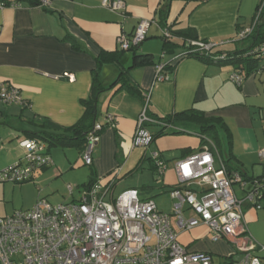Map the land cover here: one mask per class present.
<instances>
[{
  "label": "crops",
  "instance_id": "1",
  "mask_svg": "<svg viewBox=\"0 0 264 264\" xmlns=\"http://www.w3.org/2000/svg\"><path fill=\"white\" fill-rule=\"evenodd\" d=\"M38 1L0 0V82L18 87L27 104L23 108L0 101V170L22 158L21 141L29 138L28 131L40 129L41 120L47 119L61 127L77 123L84 111L80 101L88 96L96 74L106 90L97 102L95 122L102 129L91 153V165L87 169L83 167V152L74 146H55L61 150H52L44 142L53 163L33 172L32 185L43 187L52 179L64 184L70 181L66 187L72 186L71 196L63 191L67 197L62 194L63 199L56 200L57 203L77 201L91 177L94 182L111 181L107 201L127 189L150 187L152 192L145 196L138 192V197L152 200L158 210L169 214L170 226L182 246L191 252L209 253L216 264H231L241 259L242 248L251 243L264 244V196L259 207L248 203L242 206L246 232L240 236L241 248L229 239L212 241L209 228L202 223L188 230L179 228L173 209L155 199L162 192L170 194L177 184L176 162L205 146L214 155L215 167L219 168L223 158H228V163L244 178L264 176V159L258 156L264 147V59L256 66L260 71L245 76L239 85L229 79L236 66L226 62L183 58L174 65L171 63L173 66L163 80H156L155 69L156 64L172 59L170 54L161 56L166 29L190 27L195 29L199 40L216 42L215 51L219 53H245L252 38L236 40L235 36L240 28L250 25L259 0H171L166 15L160 11L165 0H122L123 11L103 7L102 0H49L45 7L39 6ZM141 19L149 20L150 24L146 39L136 48L137 53L151 54L154 63L130 68L133 50H125L118 63L110 60L98 65L99 55L120 50L118 37L121 34L129 37ZM125 69L138 84L141 96H148L150 114L166 116L197 109L206 116L219 117L224 123V127L218 128L219 145L210 147L202 144L198 135L183 133L156 137L152 150L150 145L145 149L134 147L132 137L143 104L140 98L119 88L120 84L111 87ZM108 116L113 117L114 125L107 122ZM154 129V126L149 128ZM153 150L159 152L166 164L161 174L148 156ZM144 164L152 176L160 178L158 186L143 182L136 187L132 182L115 195L120 178ZM190 187L198 198L208 193L206 185ZM75 188L79 193L76 198ZM232 188L238 198L243 197L238 184Z\"/></svg>",
  "mask_w": 264,
  "mask_h": 264
},
{
  "label": "built area",
  "instance_id": "2",
  "mask_svg": "<svg viewBox=\"0 0 264 264\" xmlns=\"http://www.w3.org/2000/svg\"><path fill=\"white\" fill-rule=\"evenodd\" d=\"M48 4L49 0L38 2L42 7ZM101 5L115 11L125 9L122 0H102ZM263 9L264 0H260L250 25L240 28L235 39H245L252 34L262 18ZM149 24V20L141 19L129 37L121 34L118 37L120 49L127 50L142 43ZM163 34L168 37L167 32ZM193 44L204 51L217 46L216 42L201 40ZM246 55L263 60L264 43L254 46ZM181 57L175 55L172 63ZM163 67V63L155 65L156 80L166 78ZM244 77L245 72L241 69H234L229 74V79L237 85ZM147 97L136 121L132 137L134 147L147 148L151 144V135L144 126L149 120ZM0 101L26 104L18 87L1 82ZM107 122L114 125L113 117L108 116ZM101 129L102 125L95 123L87 134L82 153L84 165L92 163L91 153ZM21 145L22 158L0 170V182L28 181L36 169L52 165L44 142L27 138ZM149 156L157 173H163L166 164L159 152L150 151ZM258 156L264 159V147L258 151ZM214 163V155L206 146L176 162L178 181L170 190L171 197L176 200L173 212L177 215L179 228L188 230L202 223L209 228L212 241L229 239L241 248L240 236L246 232L242 206L244 203L260 206L264 196V176L246 180L239 171L228 170L223 162L219 168ZM110 182L92 183L82 190L75 202L52 204L43 198L29 209L0 216V264H216L209 253L191 252L182 246L170 226L169 214L158 210L152 200L140 199L136 189L124 190L112 201H107ZM193 184L206 185L208 193L198 198L190 187ZM233 184L242 189V198L235 195ZM67 189L70 193L73 190L71 185H67ZM183 204L192 211L188 219L181 215ZM242 249L243 257L231 264H264V244L251 243Z\"/></svg>",
  "mask_w": 264,
  "mask_h": 264
},
{
  "label": "trees",
  "instance_id": "3",
  "mask_svg": "<svg viewBox=\"0 0 264 264\" xmlns=\"http://www.w3.org/2000/svg\"><path fill=\"white\" fill-rule=\"evenodd\" d=\"M170 1L171 0H165V2L161 5L160 11H162L165 15L168 12ZM165 32L168 33V37L163 34V51L161 56L170 54V58H173L175 55L182 56L179 60L183 58L195 57L205 62H226L236 66L235 69L244 70L245 76H247L251 71L256 70V66L260 60L251 57L250 55L245 56V54L254 46L264 43V19L262 17L252 34L245 38H252L251 46L245 51V53H219L215 51V48L208 51L200 50L195 44H193V42L198 41L199 39L195 29L190 27L176 31L166 29ZM137 46L127 49L133 50V58L130 68L153 64L154 60L152 55L147 53H137ZM178 49L179 51L175 52ZM123 51L125 50L120 49L114 53H101L97 59L98 65L110 60L118 63L119 56L123 53ZM223 55L224 57L221 58ZM175 62L172 63L171 59L167 63H163L164 71L166 72L169 68H171ZM125 75L127 76V79H121ZM125 79L126 81H124ZM115 84H120L119 88H123L132 96L140 98L143 106L146 104V95L141 96V91L138 84L129 78L127 69H125L124 72L121 71L119 73L118 79L111 84V87H113ZM105 90L106 88L97 79L95 74L88 96L80 101L84 111L77 123L71 127H61L47 119H43V121L41 120L39 124V130L27 132V134H29V138L46 142L48 146H74L83 152L86 145L87 134L96 123L95 120L97 114L98 98ZM20 106L25 108L27 107V104ZM146 115L149 117V120L144 123V126L151 135V143L156 137L161 135L192 133L198 135L201 138L202 144H207L210 147L212 145L215 147L219 145L218 128L224 127V123L219 117L206 116L203 111L197 109H189L185 111L174 112L166 116H158L150 114V112L147 110V106ZM150 126L155 127L154 131L149 130ZM222 162L228 170H238L232 168V166L228 163V158H223ZM245 179L248 180V178ZM94 180L95 179L91 177V180L85 186V188L94 183Z\"/></svg>",
  "mask_w": 264,
  "mask_h": 264
},
{
  "label": "rangeland",
  "instance_id": "4",
  "mask_svg": "<svg viewBox=\"0 0 264 264\" xmlns=\"http://www.w3.org/2000/svg\"><path fill=\"white\" fill-rule=\"evenodd\" d=\"M51 149L59 150L60 148L51 146ZM143 149L145 148L143 147ZM152 149H155V145L153 141L149 146V150ZM71 151L75 152L76 150L72 149ZM135 164L136 163H134V165ZM83 167L87 169L88 165H84ZM150 173L151 172L148 169L147 164L146 165L144 164L136 172L130 174L129 176L120 178L117 186L115 187L114 194L117 195L120 192V190H122L127 184H130L132 182L135 184L136 187H140L143 182L144 184L153 183L154 185L158 186V183H160L161 181L160 178H158L156 175L152 176ZM33 182L34 181L32 179L20 183L11 182V181L0 182V216H4L5 214H11V212H14L15 210L28 209L31 207L32 201L37 198L38 199L44 198L45 200L49 201L52 204H59L57 203L56 200L63 199V195L67 197V194H64L63 191H65V193H68L69 195L71 194L66 187L67 182L69 183L70 181H66V184H64L56 179H52L49 180L43 186L44 188L39 184L33 186L32 185ZM72 185L73 187H75L74 184ZM137 190L139 194L142 196H145L153 191L150 187L139 188ZM78 195L79 193L75 188L74 197L76 198L78 197ZM155 199L156 202H158L159 204H162L172 209L174 204L176 203V200L171 198L168 192H162L161 194L157 195ZM186 208L187 206L184 205L182 215L185 219L186 218L188 219L189 217L192 216V211Z\"/></svg>",
  "mask_w": 264,
  "mask_h": 264
}]
</instances>
